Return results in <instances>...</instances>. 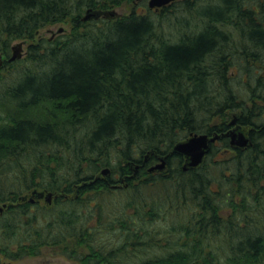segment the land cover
I'll use <instances>...</instances> for the list:
<instances>
[{"label": "trees", "instance_id": "16d2710c", "mask_svg": "<svg viewBox=\"0 0 264 264\" xmlns=\"http://www.w3.org/2000/svg\"><path fill=\"white\" fill-rule=\"evenodd\" d=\"M120 1L0 0L1 68L15 69L0 68V249L81 264H264V0H184L195 20L178 17L175 38L151 12L82 22L87 7ZM70 18L67 39L31 44L30 66L9 61L15 39ZM37 107L47 115L31 116ZM228 111L250 143L222 136L185 169L173 146L228 132ZM34 188L53 204L18 200Z\"/></svg>", "mask_w": 264, "mask_h": 264}, {"label": "rangeland", "instance_id": "374dc122", "mask_svg": "<svg viewBox=\"0 0 264 264\" xmlns=\"http://www.w3.org/2000/svg\"><path fill=\"white\" fill-rule=\"evenodd\" d=\"M149 1L150 0H122L120 3H118L115 6H112L110 8H102V7H87L83 11V17L82 22L89 24L88 27L97 26L98 24L102 23V20H117L119 18L125 17L130 15L132 12H137L139 15H148L149 12H151V16L155 18L156 20H161L159 24L161 25V29L163 32L171 36L172 38H175L179 34V23H178V17L189 18L190 24H192V19H194L191 14L188 15L190 11L185 9V2L184 0H174L172 3L161 7L160 9H150L149 8ZM206 2L210 1L213 2V0H201L200 2ZM166 10L164 11V8ZM207 9V8H206ZM205 9V10H206ZM152 10V11H149ZM163 11V12H162ZM149 14V15H150ZM89 16L87 19H85L86 16ZM195 20V19H194ZM197 21V20H196ZM87 27V28H88ZM85 27H81L80 31H84L87 29ZM73 30V22L71 21V18L68 20L58 21L56 23H48L43 27H40L34 39H15L12 42V46L16 45L20 42H23V56L21 58H18L16 61L17 67H19V70L21 67H24V65H29L33 62L32 61V54H31V44L33 45H40V43H46L47 40L49 42H59L60 40L67 39ZM233 32V30L231 29ZM233 36L237 41H240V39H237V34H233ZM234 43L238 47H242V42ZM11 46V49H12ZM240 52V51H238ZM13 53V49L11 50V54ZM231 54V53H230ZM1 58V57H0ZM2 58L6 59V56H3ZM14 61V62H15ZM1 68V67H0ZM1 69H3L4 75L7 76L8 70H11L12 68H6V65L3 66ZM233 69V68H231ZM15 69H12L14 71ZM9 77V76H8ZM7 77V78H8ZM53 108V107H48ZM31 116H38L42 117L45 116L46 112L45 109L42 107H37L34 109ZM228 118L229 120H233L235 117L234 111H228ZM47 115V114H46ZM233 125V128H237ZM240 130L244 131L246 134H248L249 127L248 126H242L239 128ZM30 192V191H29ZM28 192L24 193L27 194ZM17 264H81L75 260L68 259L65 256H62L60 254H57L54 250L50 248H44L40 255L38 256H27L25 258H18L15 259Z\"/></svg>", "mask_w": 264, "mask_h": 264}, {"label": "water", "instance_id": "95a60500", "mask_svg": "<svg viewBox=\"0 0 264 264\" xmlns=\"http://www.w3.org/2000/svg\"><path fill=\"white\" fill-rule=\"evenodd\" d=\"M173 1L174 0H150L149 7L151 9L154 8L159 9L163 6L172 3ZM88 17L89 16L87 15L85 19H87ZM23 45L24 43L20 42L12 46L13 53L10 56L9 61H15L23 56ZM232 123L234 124L235 121L233 120ZM222 136L229 137L230 143L234 146L246 147L250 143V139L246 136V134L243 131L239 130L238 128L231 129L228 132L223 133L222 135L195 133L189 136V138H187L186 140L177 142L173 146L170 154L177 153L186 156L188 159V164L185 166V169H187L188 167H197L204 161V158L210 149L211 143L216 142ZM165 166H166V159L162 157L160 162H158L157 164H155L150 168V171H153L155 169H164ZM101 173L102 175L106 176L110 173V169L104 168ZM34 195H36L37 197H42L44 196V193L35 192ZM53 196H54L53 192H48L46 194L47 201L52 202ZM31 200L33 201L34 198H31ZM6 264H15V263L9 262Z\"/></svg>", "mask_w": 264, "mask_h": 264}, {"label": "flooded vegetation", "instance_id": "af4514ba", "mask_svg": "<svg viewBox=\"0 0 264 264\" xmlns=\"http://www.w3.org/2000/svg\"><path fill=\"white\" fill-rule=\"evenodd\" d=\"M2 63H3V61L0 62V67H1ZM186 161H187V159H186ZM123 181L124 180H122V182ZM35 192H42V193H44V196L37 197L36 195H34ZM48 192H51V191L34 188L30 192H28L27 194L20 195L19 198H18V200L19 201H22V202H28L30 204L39 203V204H43V205H51V204H53L54 196L55 195L53 196L52 202H48L47 199H46V194ZM23 197H25V198H23ZM31 198H34V200L32 201ZM9 206H10V202H7V203H4V204L0 205V214L5 209H7ZM15 259H18V258H11V257H9L7 255L6 251H3L2 249H0V264H6V263H9V262H12V263L17 264V262H16Z\"/></svg>", "mask_w": 264, "mask_h": 264}, {"label": "bare ground", "instance_id": "6f19581e", "mask_svg": "<svg viewBox=\"0 0 264 264\" xmlns=\"http://www.w3.org/2000/svg\"><path fill=\"white\" fill-rule=\"evenodd\" d=\"M229 29V32H228V38L230 39V40H235V37L233 36V32L231 31V29L230 28H228ZM246 136L249 138V136H248V134H246ZM250 139V138H249ZM243 148V147H242Z\"/></svg>", "mask_w": 264, "mask_h": 264}]
</instances>
